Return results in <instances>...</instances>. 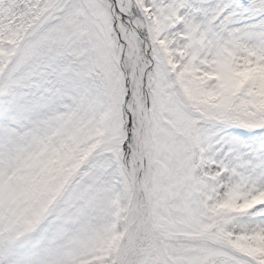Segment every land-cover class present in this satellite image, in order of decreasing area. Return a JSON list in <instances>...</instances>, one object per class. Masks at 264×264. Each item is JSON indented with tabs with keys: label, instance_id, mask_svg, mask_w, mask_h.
<instances>
[{
	"label": "snow or ice",
	"instance_id": "6c2138e0",
	"mask_svg": "<svg viewBox=\"0 0 264 264\" xmlns=\"http://www.w3.org/2000/svg\"><path fill=\"white\" fill-rule=\"evenodd\" d=\"M0 264H264V0H0Z\"/></svg>",
	"mask_w": 264,
	"mask_h": 264
}]
</instances>
